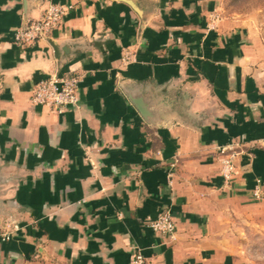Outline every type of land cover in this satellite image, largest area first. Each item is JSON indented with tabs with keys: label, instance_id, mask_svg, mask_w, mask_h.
Segmentation results:
<instances>
[{
	"label": "crops",
	"instance_id": "1",
	"mask_svg": "<svg viewBox=\"0 0 264 264\" xmlns=\"http://www.w3.org/2000/svg\"><path fill=\"white\" fill-rule=\"evenodd\" d=\"M219 2L0 0V264H264V42ZM50 75L79 76L77 106L30 100Z\"/></svg>",
	"mask_w": 264,
	"mask_h": 264
},
{
	"label": "built area",
	"instance_id": "2",
	"mask_svg": "<svg viewBox=\"0 0 264 264\" xmlns=\"http://www.w3.org/2000/svg\"><path fill=\"white\" fill-rule=\"evenodd\" d=\"M72 7L71 4L50 3L38 19L29 20L25 25L18 27L13 34V41L20 45H30L37 40L47 37L54 30L66 12ZM79 76H59L50 75L38 81L33 89L31 99L34 103L53 107L61 113L67 107L77 106L79 96L77 92ZM240 143L228 147H221L219 150L221 157L224 179L228 180L234 171V158L238 153L236 147ZM228 151V152H227ZM260 190L255 189L254 194L259 195ZM147 225L157 234L163 237L173 238L175 232V222L168 209H161L155 217L148 218ZM10 232L0 229V239L8 240ZM129 264H146L143 255L139 252L134 253L130 258Z\"/></svg>",
	"mask_w": 264,
	"mask_h": 264
},
{
	"label": "rangeland",
	"instance_id": "3",
	"mask_svg": "<svg viewBox=\"0 0 264 264\" xmlns=\"http://www.w3.org/2000/svg\"><path fill=\"white\" fill-rule=\"evenodd\" d=\"M219 1L224 16L236 19L264 42V0Z\"/></svg>",
	"mask_w": 264,
	"mask_h": 264
}]
</instances>
